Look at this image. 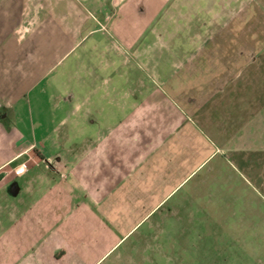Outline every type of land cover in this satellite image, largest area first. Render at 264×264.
Listing matches in <instances>:
<instances>
[{"label":"crops","instance_id":"1","mask_svg":"<svg viewBox=\"0 0 264 264\" xmlns=\"http://www.w3.org/2000/svg\"><path fill=\"white\" fill-rule=\"evenodd\" d=\"M6 1L0 264H102L162 210L159 219L178 220L168 235L186 234L181 191L194 172L185 171L191 134L161 85L179 68L202 76L209 59L212 86L259 99L264 0ZM188 42L200 44L198 65L186 67ZM24 120L34 123L28 136L13 125Z\"/></svg>","mask_w":264,"mask_h":264},{"label":"rangeland","instance_id":"2","mask_svg":"<svg viewBox=\"0 0 264 264\" xmlns=\"http://www.w3.org/2000/svg\"><path fill=\"white\" fill-rule=\"evenodd\" d=\"M6 2L16 6L18 0ZM42 7L41 2L30 18ZM86 13L78 11V16ZM23 29L17 28V34ZM199 46L186 43L187 56ZM209 62L203 59L202 76L179 68L177 78L161 85L165 98L187 115L184 130L191 134L185 171L194 172L181 191L187 197L181 220L186 234L168 235L178 228V220L159 219L162 210L140 224L102 264H264V92L256 100L252 93L243 97L212 86L216 77L208 71ZM199 63L193 56L186 67ZM13 125L26 136L27 128L34 127L30 121Z\"/></svg>","mask_w":264,"mask_h":264},{"label":"built area","instance_id":"3","mask_svg":"<svg viewBox=\"0 0 264 264\" xmlns=\"http://www.w3.org/2000/svg\"><path fill=\"white\" fill-rule=\"evenodd\" d=\"M23 169V168H22ZM21 169H19L18 171H17V173H21V171H20ZM24 172V171H23Z\"/></svg>","mask_w":264,"mask_h":264},{"label":"clouds","instance_id":"4","mask_svg":"<svg viewBox=\"0 0 264 264\" xmlns=\"http://www.w3.org/2000/svg\"><path fill=\"white\" fill-rule=\"evenodd\" d=\"M20 171H21V172H23V171H24V169H21Z\"/></svg>","mask_w":264,"mask_h":264}]
</instances>
